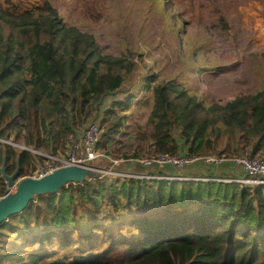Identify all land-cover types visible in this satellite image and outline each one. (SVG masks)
<instances>
[{
	"label": "trees",
	"instance_id": "1",
	"mask_svg": "<svg viewBox=\"0 0 264 264\" xmlns=\"http://www.w3.org/2000/svg\"><path fill=\"white\" fill-rule=\"evenodd\" d=\"M142 56L131 49L108 53L51 0L23 11L0 4V137L66 150L72 136L98 119L107 97L135 78ZM149 82L155 146L149 157L217 151L227 135L247 146L249 157L264 153V88L208 103L175 78ZM123 105L105 110L108 130L99 148L119 143ZM5 156L8 173L19 157V176L36 157L0 141V165ZM236 184L149 185L110 176L70 183L0 225V264H264V184ZM6 190L0 171V197Z\"/></svg>",
	"mask_w": 264,
	"mask_h": 264
},
{
	"label": "rangeland",
	"instance_id": "2",
	"mask_svg": "<svg viewBox=\"0 0 264 264\" xmlns=\"http://www.w3.org/2000/svg\"><path fill=\"white\" fill-rule=\"evenodd\" d=\"M51 1L70 24L95 33L108 53L121 54L131 49L143 55V60L135 59V78L107 97L96 120L103 135L108 130V122L103 121L107 116L105 110L113 102L124 104L117 108L118 115L124 116L120 131L115 134L119 143L100 148L102 153H108L99 162L107 169L112 166V159H116L120 161L114 167L117 171L162 174L148 172V167L141 170L129 166L154 155L155 146L150 138L153 131L150 78L156 75L160 79L175 78L208 103H225L264 88V0ZM0 4L5 9L23 11L43 5L44 0H0ZM221 15L225 23L219 20ZM111 120H115L114 115ZM229 137L220 140L217 151L202 155L228 159L250 156L247 146H239L234 136ZM58 152L64 155L69 149L60 148ZM257 158L264 159V153ZM34 160L25 176L44 163L37 156ZM140 179L149 185L161 180Z\"/></svg>",
	"mask_w": 264,
	"mask_h": 264
},
{
	"label": "built area",
	"instance_id": "3",
	"mask_svg": "<svg viewBox=\"0 0 264 264\" xmlns=\"http://www.w3.org/2000/svg\"><path fill=\"white\" fill-rule=\"evenodd\" d=\"M97 119L89 121L79 135L72 136L68 142L67 148L69 152L62 154L61 152L53 153L46 152L42 149H35L27 146L24 143H18L12 138H2L0 141L6 144L15 146L20 150H27L35 154L37 157L44 159V163L40 168L29 176L43 177L52 172L54 169L74 164L78 161L95 160L101 156H105L100 148L99 143L102 138V129ZM84 149V158H78L79 151ZM112 166L104 171V176L125 177V178H143L146 179H161L172 181H204V182H223V183H243L244 185L253 186L257 184H264V159L252 158L249 156L234 157L231 159L225 156L216 155H171L159 154L154 157H146L136 162L146 166L152 167L154 165L171 166L175 171L172 174L159 175H140V173L132 171H117L114 169L115 165L119 164V160L112 159ZM224 163L232 165L233 170L228 175L223 176H184L181 175L180 170L193 164H202L207 173L220 167ZM253 183V184H252Z\"/></svg>",
	"mask_w": 264,
	"mask_h": 264
},
{
	"label": "water",
	"instance_id": "4",
	"mask_svg": "<svg viewBox=\"0 0 264 264\" xmlns=\"http://www.w3.org/2000/svg\"><path fill=\"white\" fill-rule=\"evenodd\" d=\"M78 158H84L83 148L79 151ZM102 159H105V156L56 168L43 177L24 176L20 178L19 157L17 169L8 173L5 156L0 165V171L6 180L7 190L5 195L0 197V225L12 216L27 211L38 197L61 193L70 183H85L91 179L102 178L107 169V166L103 167L99 163Z\"/></svg>",
	"mask_w": 264,
	"mask_h": 264
},
{
	"label": "crops",
	"instance_id": "5",
	"mask_svg": "<svg viewBox=\"0 0 264 264\" xmlns=\"http://www.w3.org/2000/svg\"><path fill=\"white\" fill-rule=\"evenodd\" d=\"M130 164H132V163H130ZM129 166H132V167L134 166V169L141 168V170H143L144 168H147L146 166H144L140 163H136V164L129 165ZM149 168H150V170L148 172L157 171V172L162 173V174H172L175 171L169 165H165V166L154 165L152 167H148L147 169H149ZM232 170H233V167L231 164L224 163L223 165L216 168L215 170H212L209 173H207V169L202 164H193V165L186 167L185 169H181L180 174L184 175V176H201V177H203L205 175L223 176V175L230 174V172Z\"/></svg>",
	"mask_w": 264,
	"mask_h": 264
},
{
	"label": "bare ground",
	"instance_id": "6",
	"mask_svg": "<svg viewBox=\"0 0 264 264\" xmlns=\"http://www.w3.org/2000/svg\"><path fill=\"white\" fill-rule=\"evenodd\" d=\"M101 143V142H100Z\"/></svg>",
	"mask_w": 264,
	"mask_h": 264
}]
</instances>
